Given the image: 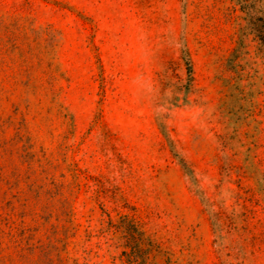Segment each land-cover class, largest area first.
<instances>
[{"label": "rangeland", "instance_id": "obj_1", "mask_svg": "<svg viewBox=\"0 0 264 264\" xmlns=\"http://www.w3.org/2000/svg\"><path fill=\"white\" fill-rule=\"evenodd\" d=\"M253 9L0 0V264H264Z\"/></svg>", "mask_w": 264, "mask_h": 264}, {"label": "trees", "instance_id": "obj_2", "mask_svg": "<svg viewBox=\"0 0 264 264\" xmlns=\"http://www.w3.org/2000/svg\"><path fill=\"white\" fill-rule=\"evenodd\" d=\"M257 1L258 0H236V3L239 4L240 8L244 12L245 18L248 20V22H251V25H255L254 24L255 19L253 18L255 10L253 8H254V3ZM184 61H185L184 63L186 66L187 73L189 75L191 71L190 62L188 58H185Z\"/></svg>", "mask_w": 264, "mask_h": 264}]
</instances>
